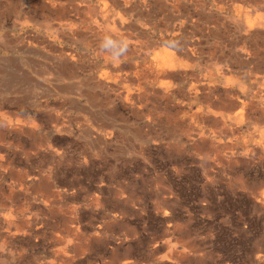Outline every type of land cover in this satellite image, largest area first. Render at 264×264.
<instances>
[{"label":"rangeland","instance_id":"rangeland-1","mask_svg":"<svg viewBox=\"0 0 264 264\" xmlns=\"http://www.w3.org/2000/svg\"><path fill=\"white\" fill-rule=\"evenodd\" d=\"M0 264H264V0H0Z\"/></svg>","mask_w":264,"mask_h":264},{"label":"clouds","instance_id":"clouds-1","mask_svg":"<svg viewBox=\"0 0 264 264\" xmlns=\"http://www.w3.org/2000/svg\"><path fill=\"white\" fill-rule=\"evenodd\" d=\"M109 43H111V41H109Z\"/></svg>","mask_w":264,"mask_h":264},{"label":"bare ground","instance_id":"bare-ground-1","mask_svg":"<svg viewBox=\"0 0 264 264\" xmlns=\"http://www.w3.org/2000/svg\"><path fill=\"white\" fill-rule=\"evenodd\" d=\"M17 83V82H16Z\"/></svg>","mask_w":264,"mask_h":264}]
</instances>
